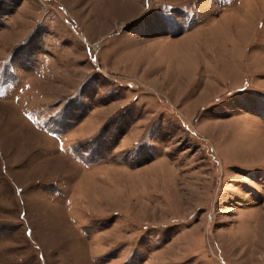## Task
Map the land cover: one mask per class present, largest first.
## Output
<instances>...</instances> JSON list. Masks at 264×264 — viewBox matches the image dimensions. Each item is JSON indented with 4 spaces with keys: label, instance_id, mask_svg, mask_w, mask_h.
<instances>
[{
    "label": "rangeland",
    "instance_id": "rangeland-1",
    "mask_svg": "<svg viewBox=\"0 0 264 264\" xmlns=\"http://www.w3.org/2000/svg\"><path fill=\"white\" fill-rule=\"evenodd\" d=\"M0 264H264V0H0Z\"/></svg>",
    "mask_w": 264,
    "mask_h": 264
}]
</instances>
